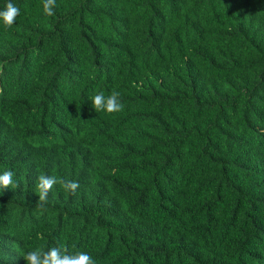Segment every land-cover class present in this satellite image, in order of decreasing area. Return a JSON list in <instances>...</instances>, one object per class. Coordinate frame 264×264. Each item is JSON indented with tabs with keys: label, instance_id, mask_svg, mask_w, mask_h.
I'll return each instance as SVG.
<instances>
[{
	"label": "trees",
	"instance_id": "trees-1",
	"mask_svg": "<svg viewBox=\"0 0 264 264\" xmlns=\"http://www.w3.org/2000/svg\"><path fill=\"white\" fill-rule=\"evenodd\" d=\"M12 2L0 264L60 245L95 264H264V0ZM114 90L123 110L97 113ZM40 175L79 188L38 208Z\"/></svg>",
	"mask_w": 264,
	"mask_h": 264
},
{
	"label": "clouds",
	"instance_id": "clouds-1",
	"mask_svg": "<svg viewBox=\"0 0 264 264\" xmlns=\"http://www.w3.org/2000/svg\"><path fill=\"white\" fill-rule=\"evenodd\" d=\"M56 7V0H43V11L47 16H53ZM20 15V9L12 0H8L5 8L0 10V21L6 27H12ZM94 110L98 112H107L109 114L119 113L123 110L124 105L120 100V93L112 91L110 95L105 96L103 93H98L91 98ZM13 172L5 171L0 174V189H9L14 187ZM60 183L66 191L75 194L79 188V183L75 181L58 180L55 176L40 175L38 177L39 201L38 208H44L47 197L51 189ZM23 259L27 264H95V260L87 252L76 250L69 252L68 248L60 245L54 246L47 250L37 248L28 251Z\"/></svg>",
	"mask_w": 264,
	"mask_h": 264
}]
</instances>
